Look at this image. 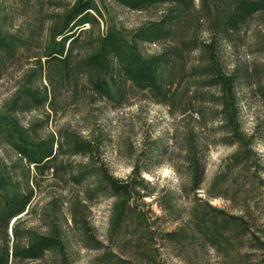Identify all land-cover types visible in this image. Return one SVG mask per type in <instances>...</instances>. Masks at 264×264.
Returning <instances> with one entry per match:
<instances>
[{
	"label": "rangeland",
	"instance_id": "374dc122",
	"mask_svg": "<svg viewBox=\"0 0 264 264\" xmlns=\"http://www.w3.org/2000/svg\"><path fill=\"white\" fill-rule=\"evenodd\" d=\"M108 33L160 89L86 66ZM1 121L0 264H264V0H0Z\"/></svg>",
	"mask_w": 264,
	"mask_h": 264
},
{
	"label": "trees",
	"instance_id": "16d2710c",
	"mask_svg": "<svg viewBox=\"0 0 264 264\" xmlns=\"http://www.w3.org/2000/svg\"><path fill=\"white\" fill-rule=\"evenodd\" d=\"M116 3L131 9V10H143L145 9L149 4L158 2V1H164V0H113ZM90 10H96V7L93 5L90 1H81L79 2L74 9V12L70 17L67 18V21L65 25L62 27L60 31H57V34L61 33L62 31H65L68 24H74L76 27L83 24L88 23L93 20V18L90 15ZM258 10L257 4H254L252 2H245L240 1L236 7V13L243 19H246L251 16L253 12ZM56 35V34H55ZM56 41L53 42L52 51L54 52H62L63 46L60 49H57L54 47L57 43ZM65 42V39H64ZM59 45V44H58ZM110 55L112 56L118 63L120 69L124 72L125 76L130 79L131 81L137 83V84H143L146 85L152 89H160L157 73L154 69L153 64L141 58L136 51L132 48V45H128L125 41H123L119 36L115 35V33H108L106 37L103 39L101 45H100V51L93 54L90 58L86 60L87 67L95 68L99 70H105L106 68V56ZM8 126H5L3 121L0 122V133L3 131L8 132ZM10 128V127H9ZM12 131L8 132V136H14L18 135L17 138H21V140L18 142V144H24V138H22L21 133L19 132V129L13 127L10 128ZM16 149L24 154L22 152V148L24 146L16 145L13 143ZM34 146L33 144H29ZM40 146V144H39ZM73 149L78 153L86 154L90 151L89 145L87 146L85 143H80L78 141H73ZM25 158L28 161V159H31L32 154L26 152ZM37 156H42L39 154H34L33 158ZM50 156H45L42 158L40 164H43L44 162H48L49 160H46ZM34 161V160H33ZM29 162V161H28ZM31 164H35L36 162H30ZM200 180L196 181L197 185L199 184ZM111 188L115 192H123L128 193V190L125 187L117 186L116 183H111ZM13 198L8 202V204L11 203ZM22 200V199H21ZM23 201V200H22ZM21 207H17V209H14V211L9 213L10 218L21 213ZM232 220L235 221V225L237 229L243 230L242 234L245 236L249 235V232L247 231V228L242 226L241 222L238 220V218H232ZM242 228V229H241ZM245 231V233H244ZM58 240L56 238H40L35 240L29 248L28 251V257L34 259L39 258L43 252L48 250L49 248H52L56 245H58ZM260 246V245H259ZM261 247V246H260Z\"/></svg>",
	"mask_w": 264,
	"mask_h": 264
}]
</instances>
